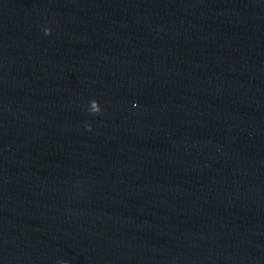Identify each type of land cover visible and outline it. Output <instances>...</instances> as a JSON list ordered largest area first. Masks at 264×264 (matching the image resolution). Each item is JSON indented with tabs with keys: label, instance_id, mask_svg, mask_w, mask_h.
Segmentation results:
<instances>
[{
	"label": "water",
	"instance_id": "water-1",
	"mask_svg": "<svg viewBox=\"0 0 264 264\" xmlns=\"http://www.w3.org/2000/svg\"><path fill=\"white\" fill-rule=\"evenodd\" d=\"M0 264H264V0H0Z\"/></svg>",
	"mask_w": 264,
	"mask_h": 264
}]
</instances>
